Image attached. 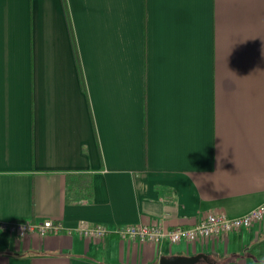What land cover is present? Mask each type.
Instances as JSON below:
<instances>
[{
    "label": "crops",
    "instance_id": "0c3cea01",
    "mask_svg": "<svg viewBox=\"0 0 264 264\" xmlns=\"http://www.w3.org/2000/svg\"><path fill=\"white\" fill-rule=\"evenodd\" d=\"M263 201L264 0H0V264H264V218L194 241L117 232ZM45 219L61 228L10 227Z\"/></svg>",
    "mask_w": 264,
    "mask_h": 264
},
{
    "label": "built area",
    "instance_id": "2783aa9c",
    "mask_svg": "<svg viewBox=\"0 0 264 264\" xmlns=\"http://www.w3.org/2000/svg\"><path fill=\"white\" fill-rule=\"evenodd\" d=\"M263 218L264 201L239 216H229L224 212H209L190 226L175 225L170 227L157 222H142L121 225L117 228V232L120 236L139 238L153 243H158L163 240H169L171 242L181 240L194 241L202 238H210L219 234H226L243 227H249L253 222L260 221ZM10 227L20 236L33 232L46 235L49 232L61 228L60 224L53 219H45L44 221L16 220L10 224ZM80 232L85 236L100 238L109 233L110 230L103 224H84L80 227Z\"/></svg>",
    "mask_w": 264,
    "mask_h": 264
},
{
    "label": "water",
    "instance_id": "95a60500",
    "mask_svg": "<svg viewBox=\"0 0 264 264\" xmlns=\"http://www.w3.org/2000/svg\"><path fill=\"white\" fill-rule=\"evenodd\" d=\"M201 257H206L203 253L192 255L172 254L169 256L163 255L160 258L159 264H196Z\"/></svg>",
    "mask_w": 264,
    "mask_h": 264
},
{
    "label": "trees",
    "instance_id": "16d2710c",
    "mask_svg": "<svg viewBox=\"0 0 264 264\" xmlns=\"http://www.w3.org/2000/svg\"><path fill=\"white\" fill-rule=\"evenodd\" d=\"M65 9L68 14V8L66 5H65ZM77 63L78 66L80 67L81 64L78 58H77ZM66 178L68 185H72V186L75 185V186H79L80 188L89 189V185H90L89 181L90 179L92 180V175L90 176V173H86V172H69L66 174Z\"/></svg>",
    "mask_w": 264,
    "mask_h": 264
}]
</instances>
